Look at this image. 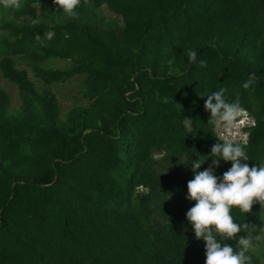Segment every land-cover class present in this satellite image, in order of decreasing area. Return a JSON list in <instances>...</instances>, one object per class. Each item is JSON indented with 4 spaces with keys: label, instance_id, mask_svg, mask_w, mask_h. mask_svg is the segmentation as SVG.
I'll return each mask as SVG.
<instances>
[{
    "label": "trees",
    "instance_id": "16d2710c",
    "mask_svg": "<svg viewBox=\"0 0 264 264\" xmlns=\"http://www.w3.org/2000/svg\"><path fill=\"white\" fill-rule=\"evenodd\" d=\"M21 2L0 24L12 37L0 76L19 96L10 112L0 88V264H205L186 197L192 164L208 168L219 142L204 107L212 92L239 95L253 118L237 141L242 163L264 166V0H81L72 15L53 0ZM102 5L114 15L108 24L96 17ZM10 54L44 83L82 75L87 105L61 117ZM47 59L71 65L44 69ZM230 167L221 159L214 174ZM231 215L249 229L218 241L235 250L240 236L256 242L260 204Z\"/></svg>",
    "mask_w": 264,
    "mask_h": 264
},
{
    "label": "clouds",
    "instance_id": "9594fccd",
    "mask_svg": "<svg viewBox=\"0 0 264 264\" xmlns=\"http://www.w3.org/2000/svg\"><path fill=\"white\" fill-rule=\"evenodd\" d=\"M85 3L88 0H84ZM57 8L72 15L81 4V0H53ZM5 9H20L21 0H0ZM51 40L54 33L45 34ZM189 63L197 62V52L189 50ZM201 67H206V61L200 60ZM256 80L255 73L249 75L243 84L248 89ZM226 89L221 88L207 96L204 107L210 112L209 122L223 126L222 131L229 136L218 137V143L211 148L213 157L211 164L203 171H198L204 163L196 160L191 169L193 179L187 182V199L195 204L186 212V218L193 226L195 237L205 241V264H250L251 256L247 253L253 249L252 238L240 236L239 250L231 244H222L217 236L224 239H235L241 232L249 229L248 224L236 223L231 215L233 207L244 213H250L252 206L259 203L264 206V166H249L242 161H248L245 145L237 142L246 138L245 129L253 124V118L241 108L239 95L234 102L224 98ZM226 128V129H225ZM228 129V130H227ZM234 134L236 138L231 137ZM246 140V139H245ZM221 159L231 162V167L222 176L214 174L220 166ZM260 240V236L255 237Z\"/></svg>",
    "mask_w": 264,
    "mask_h": 264
},
{
    "label": "rangeland",
    "instance_id": "374dc122",
    "mask_svg": "<svg viewBox=\"0 0 264 264\" xmlns=\"http://www.w3.org/2000/svg\"><path fill=\"white\" fill-rule=\"evenodd\" d=\"M96 14H98L96 15V17L104 23H107L109 19H114V15L109 12L103 5L100 7V10L96 11ZM12 17V11L10 9H5L2 5H0V24L4 20H11ZM25 20H27V17H21L19 21ZM5 40L7 42H10L12 40V37L8 36L7 30L0 28V56L4 55V46H6V44L4 43ZM8 56L13 60L16 68L25 69L27 77L32 83L35 91L40 92L41 90H47L52 93L55 100L57 101L61 117H63L64 114L73 106L87 105L88 102L81 96L80 82L82 75H74L64 81L44 83L33 75L31 69L27 66L24 60L17 58L13 54H10ZM39 65L44 69H66L71 65V61L67 59H47L41 61ZM0 88H2L8 95V110L10 112L17 111L19 105V96L15 85L0 76ZM222 128L223 126L216 125L214 130L218 131L222 130ZM254 165L263 166L262 164ZM221 166H224V163H222ZM260 217L262 219V227L258 236H260L261 239L256 240V242H252L254 247L252 250H250V252L258 257L259 264H264V206L261 205Z\"/></svg>",
    "mask_w": 264,
    "mask_h": 264
},
{
    "label": "built area",
    "instance_id": "2783aa9c",
    "mask_svg": "<svg viewBox=\"0 0 264 264\" xmlns=\"http://www.w3.org/2000/svg\"><path fill=\"white\" fill-rule=\"evenodd\" d=\"M215 127H216V125L214 126V128H215ZM214 131H215V130H214ZM215 133H216L217 138H218V137L229 136L228 133H226L225 131H222V130H218V131L216 130ZM231 137L236 138L234 134H231ZM240 141H241L242 143H245V141H246V140H245V137L242 138ZM140 189H141V188H140Z\"/></svg>",
    "mask_w": 264,
    "mask_h": 264
}]
</instances>
